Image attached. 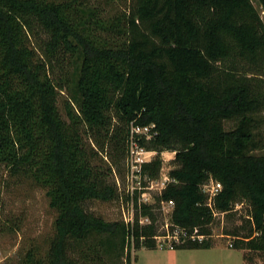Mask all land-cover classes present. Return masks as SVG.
Here are the masks:
<instances>
[{
    "label": "trees",
    "instance_id": "1",
    "mask_svg": "<svg viewBox=\"0 0 264 264\" xmlns=\"http://www.w3.org/2000/svg\"><path fill=\"white\" fill-rule=\"evenodd\" d=\"M122 1L105 18L98 0H0V197L3 174L31 179L56 213L46 251L30 249L26 261L130 264L131 248L157 247L154 204L135 200L132 221L85 206L119 198L112 166L132 141L175 151L180 166L158 197L173 201L175 224L211 220L199 190L211 175L220 210L237 192L252 206L260 235L241 236L237 249L264 255V153L255 152L264 25L251 0ZM230 119L236 126L223 130ZM144 126L148 139L132 132ZM160 164L155 155L142 168L155 175ZM210 247L189 239L170 248Z\"/></svg>",
    "mask_w": 264,
    "mask_h": 264
},
{
    "label": "rangeland",
    "instance_id": "2",
    "mask_svg": "<svg viewBox=\"0 0 264 264\" xmlns=\"http://www.w3.org/2000/svg\"><path fill=\"white\" fill-rule=\"evenodd\" d=\"M96 3L104 5L100 16L105 18L118 14L125 7L122 0H110L106 4L103 0H98ZM251 3L256 18L264 25L263 8L257 0H251ZM58 103L61 106V97ZM259 117L263 119L259 123L263 147L255 151L257 154L264 153V111L260 112ZM236 124L235 120L230 119L222 121L221 127L228 131ZM155 155H159L161 164L157 174L150 175L142 166L150 162ZM104 160L108 161V158L104 157ZM179 166L175 151L163 150L158 153L156 150L139 146L136 141L128 143L125 157H120L118 165L112 166L119 198L109 202L88 201L85 206L87 210L107 221H128L132 218L134 220L136 216L135 200L138 203L154 204L157 217V247L170 248L174 243L181 244L189 240L191 235H199L198 241L208 240L212 246L219 249L217 253L210 251L204 254L205 257L202 259L205 264H241L242 260L243 264H264V255L261 252L236 247L242 242L241 236L249 234L255 239L260 235L251 223L253 211L249 200L245 194L237 192L230 209L220 210L216 206L215 196L210 193L211 185L216 181L211 175L203 179L199 185V190L205 197L203 206L209 209L211 220L193 225H177L172 221L174 204L168 206L164 200L158 201L162 192L159 182L163 175L170 176V171ZM2 177L5 181L1 184L0 197V264H33L26 261V255L30 249L35 250L38 255L46 251L54 233L53 222L56 213L49 207L44 190L33 180H20L5 174ZM139 218L141 222H146L145 218ZM232 233H236L237 236ZM136 251L134 248L130 249V264L131 261L134 263L132 259ZM72 252L75 253L74 250ZM158 252L161 253L162 250H142L137 253L139 259L134 264L147 262L155 264L156 261L151 259V255ZM243 252L247 255L246 259L242 257ZM190 262H192L190 259L187 263L182 261L183 264H192ZM113 264H125V260L122 258L121 263Z\"/></svg>",
    "mask_w": 264,
    "mask_h": 264
},
{
    "label": "crops",
    "instance_id": "3",
    "mask_svg": "<svg viewBox=\"0 0 264 264\" xmlns=\"http://www.w3.org/2000/svg\"><path fill=\"white\" fill-rule=\"evenodd\" d=\"M142 250H145V251L162 250L161 253L158 252L156 254H153L154 256L151 255L152 256L151 259L153 261H156L155 264H183L182 261L187 263L189 259L192 261L190 262L192 264H205L203 263L202 257L204 256V254H206V252H210V251H215V253L219 252L218 247H214V246L210 248H206V249H172V248H160V247H156L154 249L140 248L136 251L134 258L132 259L134 260V263H136L139 259V255L137 253H139ZM196 261H198V263ZM134 263L133 261H131V264H134ZM145 264H152V263L147 262ZM241 264H243V260Z\"/></svg>",
    "mask_w": 264,
    "mask_h": 264
},
{
    "label": "built area",
    "instance_id": "4",
    "mask_svg": "<svg viewBox=\"0 0 264 264\" xmlns=\"http://www.w3.org/2000/svg\"><path fill=\"white\" fill-rule=\"evenodd\" d=\"M150 127L151 126L134 127V128H132V132L137 133V134H144L149 138L150 137V134H149L150 133L149 132ZM131 143H133V141ZM170 182H172V179L170 178V176L169 175L168 176L163 175V177H161V180L159 182L160 191L163 190L168 185V183H170ZM220 189H221L220 182L214 181L211 185L210 193L212 194V196H216L218 194V192L220 191ZM165 202L168 206H173V204H174L172 200H167ZM128 220L131 221L132 219H128ZM146 221H147V219H146ZM157 237H156V239H157ZM189 238H190V240H196V239L199 240L200 237H199V235H191Z\"/></svg>",
    "mask_w": 264,
    "mask_h": 264
}]
</instances>
